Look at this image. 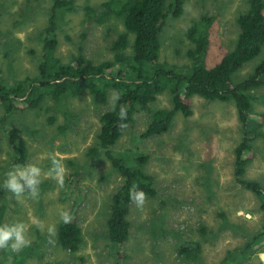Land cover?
Wrapping results in <instances>:
<instances>
[{"label": "rangeland", "instance_id": "rangeland-1", "mask_svg": "<svg viewBox=\"0 0 264 264\" xmlns=\"http://www.w3.org/2000/svg\"><path fill=\"white\" fill-rule=\"evenodd\" d=\"M103 1L73 0L75 12L61 15L56 56L66 61L80 46L85 57L94 64L112 58L109 46L123 30L121 20L110 18L96 24L85 18L83 11L84 6L95 8ZM51 2L0 0V76H24L34 72L33 67L42 54V30L49 17ZM247 7V0H184L181 14L177 18L167 16L159 33L158 62L174 65L179 70L186 66L185 52L192 47L185 36L186 29L200 17H213L203 61L207 68L214 66L220 56L233 49L238 34L235 21ZM129 51L125 50L123 54L126 56ZM263 59L264 45L253 59L231 76V83L246 78ZM116 70L126 72L125 67L117 66ZM247 94L252 112L261 120L264 87L252 89ZM111 97H108L110 102ZM52 104L51 100H46L40 111L28 114L17 111L12 114V119L0 125V203L5 206L0 226L22 222L27 226L26 235L31 240L30 246L19 252H12L11 248L4 252L0 249V264H194L195 260L184 259L176 253L175 240L168 236L164 239L154 237L160 227L179 233L177 237L181 239L199 242L201 260L205 264H217L227 250L236 249L243 243L240 236H233L228 230L216 232L220 223L217 213L224 212L228 221L242 224L249 231L257 229L263 215L258 210V201L237 184L233 175V149L241 142L242 133L232 103L193 96L189 102L190 117L176 113L166 133L141 140L138 135L145 129L147 119L137 112L132 126L126 127L111 152L136 147L146 154L143 169L153 178L155 196H147L142 209H138L133 201L128 204L126 220L130 229L123 245H111L106 239L110 200L123 178L105 160L102 152L91 158L86 155L96 143L99 116L111 106L93 105L88 95L69 98L63 104L67 114L72 115V121H67V130L61 134L57 129L61 126V114H55L60 118L53 125L47 126L44 120L46 115L42 109L52 107ZM148 107L170 108L168 95L157 96ZM2 115L0 107V119ZM10 129L15 131L14 144L21 142L24 151L22 166L35 164L44 173L47 172L49 154H55L62 161L67 169L63 188L43 174L36 200L27 192L16 198L3 186L6 170L14 156L7 137ZM31 130H35V134H30ZM250 137H253V160L246 166L242 179L257 181L264 187V120ZM67 161L73 166L67 165ZM75 172L77 175H73ZM202 177L215 184L212 188L215 196L209 202L203 200L199 188ZM163 198L166 201L160 206ZM64 208L70 211L71 220L76 222L82 234L81 246L72 257L62 252L56 243L61 220L59 212ZM197 208L201 213L196 211ZM37 220L43 223V230L36 226ZM198 222L210 230L211 239L209 234L196 233ZM50 225L55 226L54 233L47 231ZM256 259L264 264L263 253L257 254Z\"/></svg>", "mask_w": 264, "mask_h": 264}, {"label": "trees", "instance_id": "trees-1", "mask_svg": "<svg viewBox=\"0 0 264 264\" xmlns=\"http://www.w3.org/2000/svg\"><path fill=\"white\" fill-rule=\"evenodd\" d=\"M51 1L49 17L42 30V54L33 67L34 72L24 76L18 74L19 77L0 76V107L3 112L0 125L2 123L3 126L4 122L12 119V114L17 111L27 114L38 109L40 111L42 104L51 100L52 107L42 109L46 115L44 120L47 126L53 125L60 117L66 120L65 122L60 118L61 126L57 127L62 134L67 130V121H72V115L67 114L63 104L69 98L88 95L93 105H110L98 118L100 128L95 137L96 143L86 151V155L91 158L90 156L102 152L105 160L123 178L122 184L111 197L106 220V239L109 244L123 245L128 239L130 229V223L126 220L127 207L132 202L129 199V189L136 185L148 197L155 196L153 178L143 169L147 155L136 147L123 149L118 153L111 152L112 146L126 127L132 126L137 112L147 119L145 129L138 135L141 140L166 133L176 113L184 118L190 117L192 112L189 102L193 96L206 101L232 103L242 133L241 142L233 149V175L242 189L253 194L258 201V210L263 215L257 229L249 231L242 224L228 221L224 212L216 214L220 220L216 232L228 230L233 236L238 235L243 239L239 247L227 250L217 264H262L256 259V255L264 253V190L257 182L242 177L246 166L253 159L251 142L254 136L251 138L250 134L264 120V115L258 120L252 112L251 100L247 94L252 89L264 87V59L240 82L231 83L230 78L243 64L253 59L264 45V0H247V11L235 21L238 34L233 49L210 68L204 65L203 59L213 17H200L192 23L185 32L192 47L185 52L187 64L180 70L174 65L158 62L159 33L167 16L177 18L181 14L184 0H105L95 8L84 6L85 18L89 21L100 24L110 18L119 19L123 28L109 46L112 58L97 64L85 57L80 46L66 61L54 54L57 32L61 29V15L74 13L75 7L73 0ZM65 39L68 40L66 37ZM127 49L130 51L125 56L123 52ZM117 66L125 67L126 72H118ZM114 93H118L120 98L115 101L113 110L108 97ZM164 93L169 97L170 108L149 109L148 106L156 97ZM121 106L127 109V118L124 120L119 117ZM30 134H35V130H31ZM7 137L14 153L6 170L10 171L16 165H22L25 157L21 142L19 145L14 144L15 131L10 129ZM66 163L73 166L70 161ZM49 167L50 160L46 162L45 168L48 170ZM73 175H77L76 172ZM213 185L215 184H210L206 177H202L199 188L206 202L215 196ZM164 201L166 198L160 200V206H163ZM196 211L201 213L200 208ZM4 216L5 206L0 203V223ZM198 223L195 229L198 235L211 234L203 224ZM158 231L154 237L164 239L168 236L176 241L174 250L179 256L195 260L194 264H205L199 256V242L192 241L191 238L181 239L177 237L179 233L170 229L160 227ZM211 238L212 235L209 239ZM56 243L69 257L79 250L82 234L74 220L69 223L59 221Z\"/></svg>", "mask_w": 264, "mask_h": 264}, {"label": "clouds", "instance_id": "clouds-1", "mask_svg": "<svg viewBox=\"0 0 264 264\" xmlns=\"http://www.w3.org/2000/svg\"><path fill=\"white\" fill-rule=\"evenodd\" d=\"M208 38L209 37H207V39ZM208 46L209 39L207 48ZM119 98L120 97L118 93H114L111 97L113 110L115 109V101L119 100ZM119 117L121 120L127 118V109L125 106H121ZM121 127H126V125H121ZM48 159L50 160V167L48 168L47 172L44 173H42V169L35 164H28L23 166L16 165L12 170L6 173V179L3 186L16 198L21 197L25 194V192H27L32 199L36 200L39 197V185L42 182L41 176L43 174L44 177L55 180L57 185L60 188H63L64 177L67 174V169L64 167L62 161L57 159L55 154H49ZM257 183L259 184L260 188L264 190V187H262L259 182ZM129 199L135 203L138 209H142L147 199V195L143 191L139 190L136 185H133L129 189ZM59 216L61 221L64 223H69L72 218L70 211L66 208L62 209L59 212ZM35 224L40 230H43L44 226L42 222L37 220L35 221ZM26 229L27 226L22 222H14L11 224L6 223L0 226V249H7L10 247L12 252H19L21 249L29 247L31 244V240L26 235ZM47 231L49 233H54L55 226L50 225Z\"/></svg>", "mask_w": 264, "mask_h": 264}]
</instances>
